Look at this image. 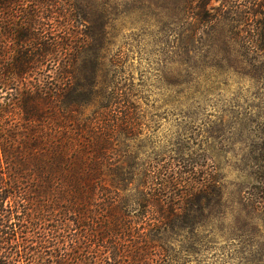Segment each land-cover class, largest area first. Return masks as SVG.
Wrapping results in <instances>:
<instances>
[{
  "label": "trees",
  "instance_id": "trees-1",
  "mask_svg": "<svg viewBox=\"0 0 264 264\" xmlns=\"http://www.w3.org/2000/svg\"><path fill=\"white\" fill-rule=\"evenodd\" d=\"M175 1L186 51L205 39L264 76V0ZM100 47L74 0H0V264H171L179 210L220 186L195 152L140 158L144 112ZM250 156L243 197L264 211V147Z\"/></svg>",
  "mask_w": 264,
  "mask_h": 264
},
{
  "label": "rangeland",
  "instance_id": "rangeland-1",
  "mask_svg": "<svg viewBox=\"0 0 264 264\" xmlns=\"http://www.w3.org/2000/svg\"><path fill=\"white\" fill-rule=\"evenodd\" d=\"M74 2L89 42L102 46L101 73L125 82L144 112L140 158L195 152L219 182L176 215L171 264H264V211L243 197L250 155L264 147V76L219 67L205 39L186 51L171 17L178 1Z\"/></svg>",
  "mask_w": 264,
  "mask_h": 264
}]
</instances>
